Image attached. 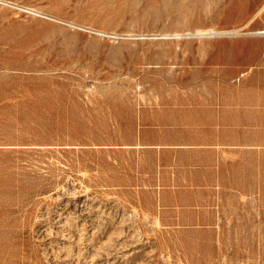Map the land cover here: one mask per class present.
<instances>
[{
  "label": "rangeland",
  "instance_id": "rangeland-1",
  "mask_svg": "<svg viewBox=\"0 0 264 264\" xmlns=\"http://www.w3.org/2000/svg\"><path fill=\"white\" fill-rule=\"evenodd\" d=\"M0 264H264V0H0Z\"/></svg>",
  "mask_w": 264,
  "mask_h": 264
},
{
  "label": "bare ground",
  "instance_id": "bare-ground-1",
  "mask_svg": "<svg viewBox=\"0 0 264 264\" xmlns=\"http://www.w3.org/2000/svg\"><path fill=\"white\" fill-rule=\"evenodd\" d=\"M201 35H203L204 34V32L203 33H200ZM213 34V33H212ZM206 35V34H205ZM199 36V35H198Z\"/></svg>",
  "mask_w": 264,
  "mask_h": 264
}]
</instances>
